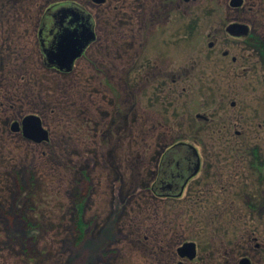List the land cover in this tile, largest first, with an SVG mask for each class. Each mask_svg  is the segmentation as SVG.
<instances>
[{"label": "rangeland", "instance_id": "rangeland-1", "mask_svg": "<svg viewBox=\"0 0 264 264\" xmlns=\"http://www.w3.org/2000/svg\"><path fill=\"white\" fill-rule=\"evenodd\" d=\"M45 3L18 0L8 5L0 0V34L11 36L10 48L24 49L19 44L21 32L10 25L20 23L18 17L11 21L7 9L15 7L19 14L28 10L36 18ZM97 36L86 58L65 76L42 72L38 66L31 73V56L25 58L21 52L16 59L12 49L0 48V264H159L153 257H159L154 254L160 248L175 250L200 235L205 240L211 236L205 230L224 233L229 240L245 238L228 251L226 260L200 253L191 264L235 262L251 251L249 232L264 246V177L254 173L249 158L238 163L239 177H247L251 187L247 206L236 196L239 204L230 207L224 193L232 195L233 187L217 180L215 207L185 213L174 202L152 197L149 186L164 147L176 137L190 141L199 123L191 117L203 110L194 96L176 102L177 110L170 108L172 96L164 90H144L134 71L129 82L125 79L137 55L130 26L112 34L98 29ZM234 93L225 90L224 96ZM192 97L196 102L189 106ZM204 101L212 102L206 96ZM119 110L125 120L116 118ZM30 114L38 116L48 131L46 142L35 144L11 131L12 123ZM213 129L205 126L199 131L203 143L197 149L208 156H203L204 180L208 158L242 145L227 133L215 142ZM81 201L82 229L77 227ZM230 214L234 218L228 222L204 219H227ZM199 216L204 217L202 223ZM252 252L251 264H263L261 253Z\"/></svg>", "mask_w": 264, "mask_h": 264}, {"label": "flooded vegetation", "instance_id": "flooded-vegetation-1", "mask_svg": "<svg viewBox=\"0 0 264 264\" xmlns=\"http://www.w3.org/2000/svg\"><path fill=\"white\" fill-rule=\"evenodd\" d=\"M5 1L8 5L18 2ZM62 5L72 7L61 8ZM75 11L81 14H75ZM7 12L10 13L11 21L18 17L20 23L10 25L21 32L19 44L20 47L22 44L24 49L10 48L9 45L14 44L9 39L11 36L7 39L6 34V38H3L2 33L0 48L12 49L11 53L16 59L21 52L25 58L31 56L29 64L34 70L31 69V73L35 72V67L38 66L40 71L53 76H65L74 71L77 63L86 58L90 47L98 42V29L112 34L113 31L130 26L137 46V55L132 71L127 69L125 79L128 81L134 71L141 76L140 80L145 84L144 90H164L167 96H172L174 103L170 104V108L177 110L179 106L176 102L181 103L184 98L187 101L194 96L198 98L200 110H203V114L196 113L191 117L199 123L197 127L194 126L197 132L195 136L190 137V141L187 137H176L172 144L164 147L157 164L155 179L149 186L152 197L174 202L175 206L185 209V213L187 210H200V207H215L219 204V196L213 192L217 189L213 182L217 180L218 183L227 181L233 187L232 195L224 193L228 197L227 203L230 207L235 208L239 204L236 196L245 206L251 202V187L247 177H239L241 171L238 169V163L244 158H249L254 173L262 176L260 179L264 177V0H46L36 18L28 10L22 14L17 13L15 7L8 8ZM83 25L92 28L94 40L73 61L70 70L63 71L56 66L47 65L44 52L55 49L61 44L63 37L73 38L67 45L77 42L76 39L81 37ZM72 31L77 32L71 36L68 33ZM5 32L8 33L7 30ZM151 85L157 87L150 88ZM136 90L141 91V88L136 87ZM225 90H233L235 93L224 96ZM205 96L211 97L212 102L205 103ZM194 97L189 106L196 102ZM239 107L241 113L236 115L235 111H238ZM221 110L223 113H217ZM115 116L120 120L127 117L122 116L120 110ZM205 126L214 128V139L218 137L215 142L220 143L219 136L227 133L234 140L238 139V143L242 145H234L230 153L218 152L208 158V163L205 164L208 172L204 180L201 171H204V157L208 156L197 148L203 143V135L200 136L199 131ZM258 133H261V136H257ZM211 138L213 139L212 136ZM178 144H186L195 149L198 159L197 172L186 179L185 175H191L194 171L192 159L184 157L175 161V165L180 168H172L170 163L165 170L164 181L175 190L179 189L182 183V191L179 196H159L152 189L160 175L161 160L169 149ZM241 150L247 157L241 156ZM223 168H226L225 171L221 170ZM199 175H202L201 179ZM199 217L202 223L204 217ZM230 217L233 216L230 214L227 219L209 216L204 219L206 222L218 223L219 220L228 222ZM205 232L211 236L202 240L203 244L200 235L197 240L186 239L175 250L160 248L159 253L154 254L159 256L153 257L154 261H159V264H191L198 260L200 253L206 257L214 253V256L223 261L229 257L228 251L240 245L245 238V235H242L237 240L235 237L229 240L224 233ZM248 234L251 243L247 246L248 251H251L235 262L231 259L225 264H243L244 259L251 264L250 255H254L252 251H256L255 254L261 253L260 263L264 264V246L255 242L257 239L253 237L254 233ZM184 243L194 244L193 258L179 255L178 249Z\"/></svg>", "mask_w": 264, "mask_h": 264}, {"label": "water", "instance_id": "water-1", "mask_svg": "<svg viewBox=\"0 0 264 264\" xmlns=\"http://www.w3.org/2000/svg\"><path fill=\"white\" fill-rule=\"evenodd\" d=\"M61 8H71L72 6H60ZM73 9V8H72ZM73 11V10H72ZM67 14V13H63ZM72 14V13H70ZM75 14L80 15V12L75 11ZM74 15V14H72ZM77 15V17H78ZM75 16V15H74ZM76 17V16H75ZM80 17V16H79ZM77 31H72L68 33L73 36ZM80 38L76 39L77 42H71L70 45H67L70 40L73 38L63 37L61 40V44L55 47L50 51H45V62L49 66H56L60 70L69 71L73 61L79 57L83 50L94 40V34L92 28L89 26L83 25L82 30L80 32ZM74 43V44H73ZM11 131L13 133H21V135L28 141L40 144L42 142H46L48 140V132L43 128L41 120L38 116L35 115H27L22 118L20 123L14 122L11 125ZM196 151L189 145L186 144H178L171 149H169L163 156L160 163V175L158 177V181L153 187V191L159 196H179L182 191V183L180 184V188L175 190L171 189L169 184L164 181L165 170L169 167L170 163L172 164V168H180L175 165V161L186 157L189 160H193L194 164L192 168L194 171L191 175H185L186 179L191 177L193 174L197 172L198 169V159L196 156ZM185 179V180H186ZM186 182V181H185ZM195 246L192 243H184L179 249L178 253L181 257H188L189 259L194 257ZM243 264H249L247 260H242Z\"/></svg>", "mask_w": 264, "mask_h": 264}, {"label": "trees", "instance_id": "trees-1", "mask_svg": "<svg viewBox=\"0 0 264 264\" xmlns=\"http://www.w3.org/2000/svg\"><path fill=\"white\" fill-rule=\"evenodd\" d=\"M83 209H84V202L81 201V203L79 204V209H78V221H77V227L80 229H82V226H83V219H82V214H83ZM81 215V216H80Z\"/></svg>", "mask_w": 264, "mask_h": 264}]
</instances>
